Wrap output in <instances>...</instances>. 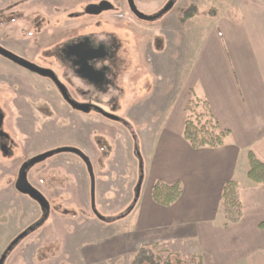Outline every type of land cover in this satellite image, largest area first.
I'll list each match as a JSON object with an SVG mask.
<instances>
[{
	"label": "rangeland",
	"instance_id": "1",
	"mask_svg": "<svg viewBox=\"0 0 264 264\" xmlns=\"http://www.w3.org/2000/svg\"><path fill=\"white\" fill-rule=\"evenodd\" d=\"M170 1L134 0L137 9L145 15L159 13ZM89 2L0 0V46L43 64L47 58L53 57L59 46L48 43L34 46L28 41L18 43L23 36H8L9 27L23 22L26 15L30 16V23L39 22L32 24V31L38 27L62 24L70 15L81 16ZM235 2L178 0L160 18L137 21L136 26L129 28L133 34H126L131 42L122 46L120 51L127 64L126 70L109 92L110 100L117 98L115 114L126 124L95 113L87 115L81 112L68 113L55 124L46 120L53 116L46 104L37 103L35 109L42 114H32V105L26 104L24 119L33 117L46 121L29 120L19 126L16 122L18 112L10 105L14 95L10 81L18 79L22 88L39 91L52 88V84L0 55V260L16 238L44 219L41 206L16 188L25 163L51 149H85L90 156L95 183L92 199L88 169L84 161L73 153H57L32 166L27 173L28 181L48 200L49 214L40 227L29 232L8 252L4 264H131L142 247L154 254V259L144 264H203L200 255L192 254L196 250L194 242L140 246L141 241L131 239L124 250L119 234L130 227L132 211L138 202L144 201L149 183L156 176L150 169V156L139 144V132L144 130L140 127L141 119H147L149 124L151 119L160 117L166 105L164 102L170 103L172 97L186 90L190 72L202 47L201 39L207 37L208 40L214 33L215 24L211 22L204 31L203 22L210 20L206 13L215 9L220 15L229 14L235 9ZM192 4L197 5L200 11L194 23L188 26L181 23V17ZM127 6L125 3V8ZM47 12L50 16L44 17L42 13ZM96 20H89V32L103 30L97 26L99 21ZM74 23L79 27L86 25L84 21ZM108 23V30H115L114 27L118 26L114 20ZM124 30L120 32L123 34ZM151 47L149 62L145 54ZM135 148L139 149L138 154ZM139 184L140 193L136 201ZM87 246L89 255L85 256L87 249L83 247Z\"/></svg>",
	"mask_w": 264,
	"mask_h": 264
},
{
	"label": "crops",
	"instance_id": "2",
	"mask_svg": "<svg viewBox=\"0 0 264 264\" xmlns=\"http://www.w3.org/2000/svg\"><path fill=\"white\" fill-rule=\"evenodd\" d=\"M209 19L204 31L211 22L214 33L201 39L186 90L164 102L160 117L149 124L141 119L139 144L156 176L119 240L124 250L131 239L140 246L194 242L192 254L203 264H264V185L247 179L248 153L264 162V0H236L231 13ZM194 97L206 100L219 126L231 131L223 147L195 150L185 141V109ZM159 180L183 185L180 200L169 208L152 200ZM230 180L242 186L244 217L223 227L221 195Z\"/></svg>",
	"mask_w": 264,
	"mask_h": 264
},
{
	"label": "flooded vegetation",
	"instance_id": "3",
	"mask_svg": "<svg viewBox=\"0 0 264 264\" xmlns=\"http://www.w3.org/2000/svg\"><path fill=\"white\" fill-rule=\"evenodd\" d=\"M89 1L86 11L81 16L70 15L68 20H65L62 24L58 23L54 26L51 25V27L46 26V28L38 27L32 31V27H34L32 24L39 22L32 20L34 22L30 23V16L26 15L28 17H23V22L20 21L14 27H9L8 36H12V34L23 36L21 39H18V43L28 41L27 43L34 46H44L47 43L48 45L53 44L59 46L57 51L54 52L53 57L47 58L43 64H39L28 57H21L16 54L39 68L51 71L57 81H55L53 77L43 76L8 59L34 75L36 74L48 80L50 84H52V88L46 91H39L35 88H33V90L22 88L19 85L18 79L14 80L18 82L16 84L14 81H10L12 84L10 87H13L14 90L10 105L18 112L16 122L19 126H21L24 121L29 120L34 122L48 120L54 121L56 122L55 124H57L60 120H63L62 118L66 117L68 113L73 115L75 112H81L87 115L95 113L96 115L126 124L121 117L115 114L118 110L117 98L110 100L109 92L110 89L116 86L117 79L126 70L125 66L127 64L120 53L121 47L126 43V45H129V42H131V38H129V35L126 33L130 32L133 34L129 28L136 26L137 21L152 20L141 19L133 12L128 0ZM125 3L128 5L126 8ZM42 15H44V17L50 16L48 12L47 14L42 13ZM93 19L99 21L97 26L103 27L101 32H89V20ZM112 20H114L118 26L114 27L116 28L115 30H108V22ZM76 21H84L86 25L82 27L76 26L74 23ZM123 29L125 30L122 34L120 31ZM151 49L152 47L145 54V58L149 62H151L152 58ZM10 52L14 53L13 51ZM130 53L131 52L127 54L129 58ZM61 90H66V94L71 101L78 105L87 106V109L81 110L72 106ZM37 103L46 104L53 113V116L46 120L34 119L33 117L31 119H24L26 117V104L32 105V114L36 112L40 113V111L35 109V104ZM62 104H64V107H62ZM41 114L42 113H40V115ZM107 114L114 116L115 119L106 116ZM72 124L73 122L70 123L69 126ZM1 125L2 119L0 116V126ZM132 136L134 138V135ZM135 149L138 154L139 149ZM51 151L55 150L51 149ZM81 151L90 158L89 153L85 149Z\"/></svg>",
	"mask_w": 264,
	"mask_h": 264
},
{
	"label": "trees",
	"instance_id": "4",
	"mask_svg": "<svg viewBox=\"0 0 264 264\" xmlns=\"http://www.w3.org/2000/svg\"><path fill=\"white\" fill-rule=\"evenodd\" d=\"M199 11L197 5H190L183 12L181 23L186 24L197 18ZM206 14L209 18H216L219 12L213 9ZM185 114L183 137L195 150L221 148L232 135L231 131L222 129L219 126L209 103L204 99L192 98L185 109ZM248 162L247 179L255 185H264V162L253 151L248 153ZM241 189V184L236 180L228 181L223 188L220 209L223 227L237 225L241 223L244 217ZM182 195L183 185L181 182L167 184L160 180L154 184L151 193L152 200L164 208L175 205ZM152 259H154V254L147 248L142 247L131 264H144L147 260L151 261Z\"/></svg>",
	"mask_w": 264,
	"mask_h": 264
},
{
	"label": "water",
	"instance_id": "5",
	"mask_svg": "<svg viewBox=\"0 0 264 264\" xmlns=\"http://www.w3.org/2000/svg\"><path fill=\"white\" fill-rule=\"evenodd\" d=\"M178 0H171L166 6L165 8L160 11L158 14L154 15V16H147L143 13H141L140 11H138L135 3H134V0H128V3L131 7V9L133 10V12L135 14H137L141 19H146V20H155V19H158L160 18L161 16H163L164 14H166L167 12H169L176 4ZM0 55L7 58V59H10L20 65H22L23 67L27 68V69H30L34 72H37L43 76H47V77H53V79L55 81H57L56 77L54 76V74L49 71V70H46V69H42V68H39L38 66L28 62L27 60L17 56L16 54L8 51V50H5L4 48H2L0 46ZM61 92L63 93V95L65 96V98L67 99V101H69L71 103L72 106L76 107V108H79L81 110H85L87 109V106H84V105H78L77 103L71 101L67 94H66V90H61ZM112 119H115L114 116H111V115H106ZM63 152H68V153H73L77 156H79L83 161L84 163L86 164L87 166V169H88V172H89V175L91 177V196H92V199H94V194H95V183H94V179H93V167H92V164H91V161H90V158L81 150L79 149H75V148H60V149H57L55 151H49V152H46V153H43V154H40L34 158H32L31 160H29L27 163H25L21 170H20V173H19V178L17 180V183H16V188L18 190L19 193L23 194V195H27L29 196L30 198H32L33 200H35L40 206L41 208L43 209L44 211V219L40 222H37L36 224H34L33 226H31L29 228V230L27 232H24L23 234H21L18 238H16L12 243L11 245L8 247V250L7 252L2 256L1 260H0V264H4L6 258H7V255H8V252L12 251L13 248L29 233V232H33L35 231L38 227H40L44 220L47 218L48 214H49V202L48 200L45 198V196L39 191L37 190L36 188H34L28 181V177H27V173H28V170L34 166L35 164L39 163V162H42L44 161L45 159L53 156L54 154H57V153H63ZM143 180V177H141L140 179V183L142 182ZM139 193H140V184L138 186V190H137V195H136V201L137 199L139 198ZM93 205V208H94V201L92 203Z\"/></svg>",
	"mask_w": 264,
	"mask_h": 264
}]
</instances>
